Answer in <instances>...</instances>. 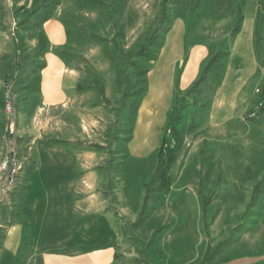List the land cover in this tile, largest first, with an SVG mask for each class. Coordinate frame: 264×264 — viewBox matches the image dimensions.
Returning a JSON list of instances; mask_svg holds the SVG:
<instances>
[{
	"label": "rangeland",
	"instance_id": "1",
	"mask_svg": "<svg viewBox=\"0 0 264 264\" xmlns=\"http://www.w3.org/2000/svg\"><path fill=\"white\" fill-rule=\"evenodd\" d=\"M51 1V17L37 25L31 12H40L44 0H0V160L15 146L22 166L16 185L6 191L0 171V240L20 215L41 141L96 152L107 195L128 208L122 214L128 242L144 264L151 242L137 232L152 216L158 222L155 241L177 230L205 238L206 262L231 243L233 231L257 228L264 214V118L258 113L264 0ZM178 21L185 27V55L196 46L209 54L200 73L218 50L227 55L210 92L187 96L175 84L176 98L185 96L192 113L189 121L181 120L184 139L169 170L171 185L142 205L157 165L156 133L162 139L168 123L167 117L151 132L154 146L137 138L139 109L149 91V72H142L155 63L154 70L159 67L166 35ZM237 23L240 32L233 35ZM193 68L190 62L188 75ZM150 116L143 112L145 119ZM150 148L144 157L134 153ZM229 198L239 204L226 206ZM187 200L193 220L182 209ZM222 227L230 234L212 247Z\"/></svg>",
	"mask_w": 264,
	"mask_h": 264
},
{
	"label": "crops",
	"instance_id": "2",
	"mask_svg": "<svg viewBox=\"0 0 264 264\" xmlns=\"http://www.w3.org/2000/svg\"><path fill=\"white\" fill-rule=\"evenodd\" d=\"M184 37L185 27L181 21L166 35L157 63H164L168 72V104L163 112L153 111L150 119L143 117V105L153 90L149 79L156 63L147 75L149 91L143 98L138 118L140 143L149 139L154 146L151 132L157 130L160 121L167 120L176 98L175 84L186 92L198 78L201 63L209 57L207 50L200 46L193 47L185 55ZM177 40L178 55L163 59ZM193 59L195 66L188 75L187 69ZM182 61L183 66L177 71ZM226 82L227 79L222 87ZM191 107L188 105L183 111V123L189 121ZM156 134L158 144L161 136ZM152 148L143 152L134 150V153L144 157ZM35 151L37 165L22 197L20 215L9 221L0 240V264H144L139 252L128 242V219L122 216L128 208L107 195L105 175L97 167L100 161L97 162L96 152L52 141L39 142ZM118 204L122 207L118 208ZM226 204L239 203L229 198ZM157 225L152 216L137 232L151 242L147 264H264V214L257 228L233 231L231 243L216 250L207 262L205 238L197 239L187 231L177 230L166 232L155 241ZM229 234L224 227L217 230L212 247H218Z\"/></svg>",
	"mask_w": 264,
	"mask_h": 264
},
{
	"label": "trees",
	"instance_id": "3",
	"mask_svg": "<svg viewBox=\"0 0 264 264\" xmlns=\"http://www.w3.org/2000/svg\"><path fill=\"white\" fill-rule=\"evenodd\" d=\"M45 7L38 12V8L34 9L31 14H35L34 22L39 25L45 23L52 15V1L44 0ZM240 32V25L237 23L233 30V35ZM260 37L256 33L255 46L258 47ZM156 44L155 41L151 42L150 46L147 48V52L150 53L151 47ZM227 55V52L223 50H218L214 53L209 61L204 65L198 78L193 82L191 87L187 90L186 95L189 96L193 93L203 92L206 93L213 90L214 87L218 85L219 78L224 67L222 59ZM153 67H148L143 70L142 74H147ZM213 85V86H212ZM189 104L186 102V97L176 98L171 111L168 116V123L166 132L164 133L159 149L157 151V165L152 180V184L145 185V199L144 203H150L152 201L153 195L156 192L162 191L164 188L171 185V177L169 170L176 161L177 150L184 139V129L180 126L183 117L182 112L187 108ZM258 113L264 118V84L262 86L260 94V102L258 106ZM170 131V136L168 134Z\"/></svg>",
	"mask_w": 264,
	"mask_h": 264
},
{
	"label": "bare ground",
	"instance_id": "4",
	"mask_svg": "<svg viewBox=\"0 0 264 264\" xmlns=\"http://www.w3.org/2000/svg\"><path fill=\"white\" fill-rule=\"evenodd\" d=\"M180 45L179 41H175L171 47V52L168 53V55L165 56L167 58L168 56L172 57L173 55L176 57L179 53ZM196 59V58H195ZM195 59L191 61V66H195ZM167 69L164 65V63H160L159 67H157L152 73H151V85L154 89L153 91V97L151 99H147L144 103V112L145 115H154L150 113L152 107L157 109L158 112H161L164 108L165 104L167 102H164L165 100L168 101L167 96V87H168V81H167ZM151 118V116H150ZM183 175V174H182ZM192 203L188 200L183 203L182 209L184 210L185 214L187 215L189 220H193L194 217V207L191 205Z\"/></svg>",
	"mask_w": 264,
	"mask_h": 264
},
{
	"label": "built area",
	"instance_id": "5",
	"mask_svg": "<svg viewBox=\"0 0 264 264\" xmlns=\"http://www.w3.org/2000/svg\"><path fill=\"white\" fill-rule=\"evenodd\" d=\"M7 98L6 110L7 112H11L13 108L10 95ZM21 167L19 154L17 148L14 146L0 160V171L2 172L3 184L6 187L2 191H6L7 188L10 189L16 185Z\"/></svg>",
	"mask_w": 264,
	"mask_h": 264
}]
</instances>
